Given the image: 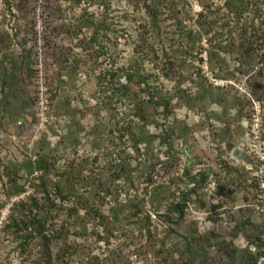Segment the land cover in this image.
Returning a JSON list of instances; mask_svg holds the SVG:
<instances>
[{
  "label": "rangeland",
  "instance_id": "obj_1",
  "mask_svg": "<svg viewBox=\"0 0 264 264\" xmlns=\"http://www.w3.org/2000/svg\"><path fill=\"white\" fill-rule=\"evenodd\" d=\"M74 1L30 0L25 10L17 7L19 0L9 4L0 0V47L8 46L19 60L26 55L21 49L30 53L16 70L22 79L20 99L4 97L0 88V264L40 261L41 241L34 228L22 237L23 232L16 233L9 225L29 210L42 217L46 233L61 232L51 249L54 255L60 249L67 252L54 264L181 263L187 257L178 252L184 247L182 237L191 238L196 232L210 241L203 245L205 257L194 256L192 264L203 260L234 264L221 253L223 238L232 239L237 247V264H247L240 262L244 249L251 254L264 251L250 245L241 229L235 234L236 225L246 219L264 228V0H196L202 9L198 13L189 0H182L178 8L183 26L192 32L191 40L182 39L167 11L160 33L142 32L140 25L148 19L142 4L158 0H107L106 12L96 0ZM85 8L87 16L108 24L103 39L106 54L97 52L98 46L94 50L84 47L81 34L76 37L74 25ZM204 15L216 17L217 22L214 31L198 38L203 30L198 21ZM215 31L221 36L216 37ZM172 49L179 55L169 71L166 55ZM214 53L219 60L212 62ZM129 64L139 67L149 84L162 93L184 90L181 94L189 91L192 98L203 95L206 101L192 100L193 110L182 103L167 121L159 115L161 108L152 110L158 123L145 126L133 117V99L111 89L110 74ZM120 82H125L124 77ZM215 93L220 103L214 101L217 96H211ZM31 99L32 105L28 104ZM175 119L187 125L188 133L176 138V132L170 139L186 153H178L177 160L165 157L159 138ZM133 126L142 132L148 152L145 143L139 144V153L131 147L129 131L122 127ZM222 129L226 137L218 132ZM37 155L48 157L51 163L46 177L57 207L50 212H46L49 207L38 181H33L40 173H27L29 161ZM119 164L131 165L123 172ZM227 164L230 171L223 167ZM78 165L81 174L75 168ZM69 168L74 172L72 185L81 198H87L85 203L72 198L64 205L52 192V183L67 186L62 176ZM183 168L191 175L205 171L208 178L192 195L187 215L175 228L177 233L168 235L155 219L166 202L159 195L151 206L149 195L159 184L164 186L161 191L182 188ZM14 181L24 190L9 195ZM97 194L104 198L100 207ZM32 199L40 205L39 211ZM138 200L145 201L151 214L152 239L129 216L128 204ZM95 209H100L103 223L99 222L102 217L93 215ZM245 233L255 238L249 226ZM259 236L264 240V233ZM163 244L168 253H156ZM256 264H264V252Z\"/></svg>",
  "mask_w": 264,
  "mask_h": 264
},
{
  "label": "trees",
  "instance_id": "obj_2",
  "mask_svg": "<svg viewBox=\"0 0 264 264\" xmlns=\"http://www.w3.org/2000/svg\"><path fill=\"white\" fill-rule=\"evenodd\" d=\"M7 4H9L10 0H4ZM30 0H19L20 5H17L19 8H24L26 10L27 3ZM88 2L91 1L94 3V0H75L74 3L81 4L82 2ZM98 5L106 7L105 12L107 11L108 3L107 0H96ZM182 0H158L156 1H144L142 4V7L144 9L145 14L148 16V19L144 25H140V28L143 30L144 33H149L155 31L156 33H160V29L163 26V22L165 21L164 13L167 11L168 18H171L172 24L175 25L177 31L180 33V36H183L182 39H190V35L192 32L188 31L182 24V10L178 8L179 3H181ZM91 4V3H90ZM86 8L84 9V12L80 15V20L77 24L74 25V32L76 34V37L81 34L79 37L80 41L86 45L84 47L88 49H93L94 46L97 47V52H100L102 54H106L105 51V45H103V39L107 36L106 31L109 30L108 24L102 23L101 21H96L93 19V17H89L86 14ZM202 15V14H201ZM201 26H203L202 32H198L197 35L198 38L203 36L204 34L208 33L209 31H214V26L217 22L216 17H211L210 15L203 16V21L200 22ZM86 31H91L89 34ZM216 37H220L221 33L215 31ZM89 34V35H88ZM2 38V37H0ZM253 38V37H252ZM248 43L251 41L253 43V39L248 38ZM2 41V39H0ZM246 41V40H245ZM7 42V41H6ZM89 43L91 47L89 46ZM6 44V43H3ZM7 48H9L7 46ZM7 48L0 47V56L5 59L7 64L4 65V60L1 59L0 61V76H1V92L4 94V97L7 95L16 97L17 99H20V84L22 82V79L17 74L16 70L18 69L19 64H23L24 61H27V56L30 54L27 53L26 50L21 49V54H26L25 56L22 55L21 60H19L18 57H14L13 53H10ZM248 48H251V44L248 45ZM186 52V51H184ZM190 53L189 51H187ZM179 52L177 49H172L170 53H167V64L170 69H174L176 54ZM192 54V53H191ZM216 53L211 54V61L213 62L214 59H218ZM215 56V57H213ZM9 64V65H8ZM25 68L30 71V66L28 64L25 65ZM140 68L136 65H131L127 68H122L116 70L114 73H111V89L112 92H118V94H123L127 99L131 98L133 99V109L132 114L133 117H136L140 122L145 123V126L148 124H151L155 122L158 123V119L154 118V115L151 113L152 110H157L158 108H161L160 116H162L163 120H166L172 116L174 113V109L178 106H180L182 103L188 108V109H194L196 106L192 103L194 101H197L198 103H205L206 98L203 95L197 96L195 98H192L193 95L191 92L187 91L188 94L183 95L181 93H185L183 90L182 92L175 90L172 94L168 93H162L158 90L157 87L151 86L148 82L147 76L143 75L140 72ZM167 76V72L165 73ZM124 77L125 82L121 83L120 79ZM114 79L116 82H114ZM184 80V79H183ZM6 90V91H5ZM211 96H217L214 98V101L217 103L221 102V99L218 96V93L211 94ZM107 98V95L105 96ZM201 97V98H200ZM175 99V101H174ZM34 102L31 99L28 104L32 105ZM205 108V107H204ZM152 116V118H151ZM175 123V124H174ZM143 127V126H142ZM122 129L126 132L127 130L129 133V138L131 139L132 148L139 153V144L145 143L146 140L142 137V132L140 129L135 130L134 126L132 128L129 127H122ZM222 129L221 131H218L219 133H223V135L226 137V134ZM187 131V125L181 121H177L176 119L173 121L172 125H167L164 129H162L160 133V140H161V146L163 147L161 150L165 154L166 158H174L177 160L178 153L186 156V153L182 150H179L175 148L172 142H170V139L173 135L177 136L176 138H181V135L186 133ZM188 134V133H186ZM217 134V133H216ZM148 144V143H147ZM146 144V145H147ZM145 145V146H146ZM149 151V146L146 147V152ZM50 159L45 156L37 155L35 159H32L29 161L27 166V173L32 175L35 172H39L40 174L34 179L33 181H38L37 187L42 190L43 195L45 197V201H47L49 210L46 212H50V210L55 209L57 207L56 202L50 197L51 191L48 187L47 182V174L49 172L50 167ZM131 164L129 165H123L119 164L118 169L126 172L127 168H129ZM115 166V167H117ZM114 167V166H113ZM114 167V168H115ZM225 170L230 171L231 167L230 165H224L223 166ZM77 169L78 173H82V170L78 167H75ZM74 170V169H73ZM116 170V169H115ZM119 172V171H115ZM65 175H63V179H66L67 186L64 185V183H52L51 188L52 192L56 193L57 196L60 197L61 201L64 202V205L67 204V202L71 201L72 198H74L77 202L83 201L85 203V200L87 198H81V194L78 193V190L74 188L72 185L73 180V174L74 172L72 169L65 170ZM180 178L184 182V185L182 188H176L173 189V191H164L161 189L164 187L163 185L159 184L153 189H151L150 195H149V202L151 206L155 205L157 201V197L159 195L163 196V201L166 202L165 209L162 213H156V221H159L162 223L167 230L168 235L175 234L176 227L181 223L185 216L187 215V209L189 207V203L191 202V198L193 194H197V192L202 189L207 181V173L204 171H199L197 175H191L190 172L183 168L182 173L180 175ZM191 185V187H190ZM35 186V184H34ZM101 186V183L99 184V187ZM163 186V187H162ZM99 189H102L101 187ZM24 190V186L19 185L14 181L12 185V191L11 194H20ZM166 190V189H165ZM109 188L106 189V194H108ZM98 198H100L99 207L103 204V197H100L99 194H97ZM162 201V200H158ZM197 201L200 202V198H197ZM22 207H25L24 203H20ZM32 205L36 207V209L39 211L40 205L32 199ZM203 205V203H202ZM70 210H73L74 212H77V207H69ZM128 209L130 210L129 216L135 217L137 219V224L140 228L144 229L146 232V235L152 239V233H151V226L153 225V220L151 218V214L148 211V209L145 207V201L144 200H138L136 202H130L128 204ZM29 210V208H28ZM121 210V209H118ZM27 215H24L22 218L19 219H12L9 223V225L15 227L16 233L23 232L22 237L28 236L27 233H30L32 228H34V231L37 232V235L40 237L41 241V254L39 255L40 261H36L35 264H54V260L63 258V255L67 252V249H63L61 252V249L58 251V255H54L53 251L51 249V244L55 240H59V236L61 232L54 233V235H50L46 233L45 228V222L41 221L42 217L39 216V213H33L31 210H29ZM95 217L99 220V222L103 223V215L101 216L100 209H95L94 214ZM39 216V217H38ZM47 220V218H45ZM213 220H216L213 219ZM246 226H249L252 231V235H255V238L250 237V235H247L245 233ZM30 229V230H29ZM237 229H241L246 238L249 240L250 245H256L258 248H264V240L261 239L259 235L264 233V228L257 226L249 219H246V221L241 222L239 227H235V234H237ZM196 231V230H195ZM214 234V233H213ZM214 236V235H213ZM235 236V235H233ZM184 242V247L178 249V252L180 255H186L185 260H183L181 263L180 261L176 262L175 264H192V258L194 256H201L205 257V249L203 245L206 242L210 241V238L200 235L199 233H194V235L191 236V238L188 237H182ZM153 247H154V241H153ZM220 249L221 253L227 255L229 258H231L234 261V264H237V247L234 246L232 239L227 240L225 238L222 239V242L220 243ZM246 253H243V261L242 258L240 259V262H244L247 264H256L258 256H260L264 251H259L257 254H251L249 252V249H244ZM156 253H168L164 249L163 246L160 245L159 248L155 251ZM248 252V253H247ZM170 253H173L170 252ZM203 255V256H202ZM169 256H172L169 254ZM181 260V259H179ZM199 264H215V262L208 263L205 260L202 262L199 261Z\"/></svg>",
  "mask_w": 264,
  "mask_h": 264
},
{
  "label": "built area",
  "instance_id": "obj_3",
  "mask_svg": "<svg viewBox=\"0 0 264 264\" xmlns=\"http://www.w3.org/2000/svg\"><path fill=\"white\" fill-rule=\"evenodd\" d=\"M190 1V3H191V5L193 6V12L194 13H198V12H200L202 9H201V6L197 3V1L196 0H189Z\"/></svg>",
  "mask_w": 264,
  "mask_h": 264
}]
</instances>
